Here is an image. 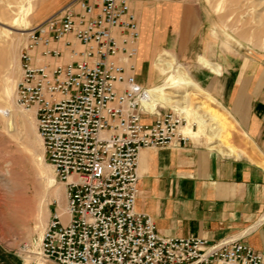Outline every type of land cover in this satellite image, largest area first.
<instances>
[{"label": "built area", "instance_id": "built-area-1", "mask_svg": "<svg viewBox=\"0 0 264 264\" xmlns=\"http://www.w3.org/2000/svg\"><path fill=\"white\" fill-rule=\"evenodd\" d=\"M140 38L131 0H71L28 30L15 102L36 109L70 215L67 223L52 216L40 256L56 264H264V253L239 240L163 236L136 211L141 151L191 140L181 113L143 105L147 89L132 63ZM37 53L55 64L38 63ZM145 114L155 122L144 124Z\"/></svg>", "mask_w": 264, "mask_h": 264}, {"label": "crops", "instance_id": "crops-1", "mask_svg": "<svg viewBox=\"0 0 264 264\" xmlns=\"http://www.w3.org/2000/svg\"><path fill=\"white\" fill-rule=\"evenodd\" d=\"M131 7L141 28L134 65L144 88L157 78L148 60L164 46L191 59L199 52L212 53L199 0H131ZM163 52L177 60L168 50L158 56ZM159 57L154 66L164 76ZM198 63L214 74L207 80V94L229 113L249 152L233 144L235 150L222 153L201 130L206 139L194 131L186 144L142 150L136 211L150 215L163 236L206 238L211 243L239 240L264 253V64L248 59L222 75L221 66L204 56ZM155 120L142 116L144 124Z\"/></svg>", "mask_w": 264, "mask_h": 264}, {"label": "rangeland", "instance_id": "rangeland-1", "mask_svg": "<svg viewBox=\"0 0 264 264\" xmlns=\"http://www.w3.org/2000/svg\"><path fill=\"white\" fill-rule=\"evenodd\" d=\"M70 1L0 0V264H56L40 256L39 246L52 216L67 211L66 189L45 159L35 114L32 109L26 110L15 104V90L22 72L20 56L27 44L29 28L46 20ZM199 5L212 53L208 56L199 52L191 59L164 46L148 60L157 78L147 89L162 84L171 75H160L154 66L162 50L176 55L179 63L188 69L187 76L197 82V86L190 88L195 96L186 100L184 117L191 122L190 126L198 125L194 128L198 136H204L195 120V103L203 99L213 108H224L210 102L207 80L214 74L198 63V57L204 56L219 64L222 75L226 68L232 69L248 59L264 64V0H199ZM166 54L167 59L175 63L174 68L180 65L171 54ZM132 63L135 64L134 59ZM187 91L188 88L178 86L166 91L165 95L171 100H182ZM157 104H160L159 111H181L177 103ZM247 143L240 129L229 140L233 150L235 144L240 151L249 152V147L243 146Z\"/></svg>", "mask_w": 264, "mask_h": 264}, {"label": "bare ground", "instance_id": "bare-ground-1", "mask_svg": "<svg viewBox=\"0 0 264 264\" xmlns=\"http://www.w3.org/2000/svg\"><path fill=\"white\" fill-rule=\"evenodd\" d=\"M167 58L168 57L166 54L161 56V58L157 61V65L163 71V73L165 74L170 73L171 75H169V77H167V80H165L162 84L157 85L151 89L146 88L147 89L146 93L148 97L146 99H143V105L149 110H154L156 107L160 105L157 104V102H162L166 104L177 103L181 111L179 110H175V111L181 113L184 116L187 110V106H185L186 100L188 98L195 96V94L190 91V88L197 85L193 83L192 80L187 76L182 66L179 65L176 68H174L175 63L173 62V60H169ZM62 60L63 62H70L72 59L68 54H66ZM37 62L54 63L55 61L50 59H45L41 57L39 53H37ZM213 69L219 71L218 67L213 66ZM178 86H184L188 88V91L184 93V95L182 96V100H171L170 99L171 97L167 98L165 95L166 91L171 90ZM15 95H16V90H15ZM210 102L213 101L210 99ZM195 104H196L195 111L197 112V117L195 118V120H197L200 130L202 131L205 130L206 134L209 135L212 144L211 147L224 153H229L233 151L231 146H229V140L231 138H234L235 133L239 131L236 123L230 119L229 113L225 109L220 110L213 108L209 102L203 101V99L202 101H198ZM31 112L34 113L36 116L35 108H32ZM190 123L191 122L188 121L187 119L186 124L180 126V131L186 134L187 136H189L190 138H193V136L195 135L193 126L194 125L196 126L197 124L194 123L190 126ZM38 136H39V140L42 142L39 132H38ZM262 165H264V159L262 161ZM66 210L67 211H63L60 215L58 214L61 217V219H63L62 220L63 222L64 221L66 222L67 220L69 221L70 219V215L68 212V202H67Z\"/></svg>", "mask_w": 264, "mask_h": 264}]
</instances>
